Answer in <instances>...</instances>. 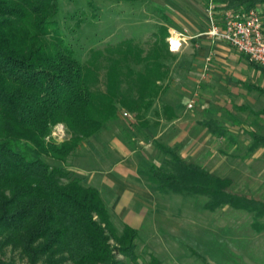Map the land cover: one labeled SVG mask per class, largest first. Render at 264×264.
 <instances>
[{
  "label": "trees",
  "instance_id": "1",
  "mask_svg": "<svg viewBox=\"0 0 264 264\" xmlns=\"http://www.w3.org/2000/svg\"><path fill=\"white\" fill-rule=\"evenodd\" d=\"M58 1L0 0V247L17 250L25 261L0 258V264H123L118 255L135 263L138 232L124 225L118 234L98 190L62 165L83 141L117 122L122 111L134 115L137 129L149 127L143 114L167 91L163 61L171 55L169 33L160 26L146 52L125 39L90 50L80 63L55 19ZM262 3L216 0L222 9ZM162 114L167 121L176 117L168 105ZM57 125L70 134L59 144L47 140ZM205 125L218 138L227 135L217 121ZM251 138V151L264 147V136ZM157 148L168 157L166 172L158 166L149 170L159 188L205 196L210 210L229 206L264 213V202L233 194L228 179L188 164L176 147ZM149 264L159 261L151 256Z\"/></svg>",
  "mask_w": 264,
  "mask_h": 264
},
{
  "label": "rangeland",
  "instance_id": "2",
  "mask_svg": "<svg viewBox=\"0 0 264 264\" xmlns=\"http://www.w3.org/2000/svg\"><path fill=\"white\" fill-rule=\"evenodd\" d=\"M210 5L214 6L211 11ZM58 7L55 19L80 63L87 60L90 50H102L125 39H133L146 52L159 27H166V44L171 53L163 61L168 68L164 81L167 91L154 100L143 117L149 124L160 126L158 120L163 116L153 112V107L159 110L169 104L178 120L139 130L131 114V118L121 117L119 130L110 128L108 132L128 145L139 139L147 145L144 150L149 149L148 163L157 164L165 172L168 166L163 163L168 157L158 151L155 142L174 145L181 153L187 149L188 162L221 178H230L234 193L264 201V149L251 154L248 151L252 133L264 136V116L258 114L264 110V96L250 91L248 85L264 88V76L224 42L208 40L209 29L220 22L223 10L216 0H59ZM256 7L264 19V3ZM172 37L179 40L177 50L171 49L168 39ZM100 79L99 88L103 89V72ZM210 118L219 121L227 135L217 138L201 127L194 128ZM69 138L65 127L57 125L47 140L59 144ZM91 141L100 145L89 138L79 147L93 145ZM44 161L53 166L50 159ZM146 180L155 190L154 207L136 240L137 261L132 263L118 255L123 264H149L151 256L159 264H264V213L229 206L210 210L205 196L175 195L158 188L149 175ZM153 212L158 214L155 219ZM112 220L119 234L123 222L116 217ZM0 258L25 263L10 247H0Z\"/></svg>",
  "mask_w": 264,
  "mask_h": 264
},
{
  "label": "crops",
  "instance_id": "3",
  "mask_svg": "<svg viewBox=\"0 0 264 264\" xmlns=\"http://www.w3.org/2000/svg\"><path fill=\"white\" fill-rule=\"evenodd\" d=\"M217 6H219L220 9L223 8V5L221 4H217ZM262 21H264V19H262ZM207 38L212 42L219 41L217 39L212 40L210 37ZM256 70L259 71L262 76H264V73H262L258 69ZM248 89L258 94L259 96H264V88H262L260 85L257 86L250 84L248 85ZM165 105L171 106L169 104ZM163 106L164 105H162V107ZM162 107L160 106L159 110H156L153 107V112H158L160 116H163ZM173 111L175 116H177L176 111L174 109ZM258 114L264 116V110H261ZM121 117L117 122L106 125L98 134L91 137L93 140L98 141L100 145H94V141H91L93 145H83L82 147H79L75 154L70 156L66 164H63L62 167H65L68 172H73L77 176H79L86 186L97 189L106 209L108 210L111 216V219H113V217H116L117 219L122 220V228L124 225H127L130 228L136 230L139 235L141 225L143 224L145 217L149 215V212L152 211V207H154L152 201L153 195H155V190H153L151 186L148 185L146 179L149 175L150 168L152 166H157V164L151 165L148 163L147 153L149 149L144 150L145 148L143 147H147V145H143L142 142H139V139L138 143H135L134 145H128L127 143L125 144L122 140L117 138V135L108 132L110 128L118 129V127L121 126ZM175 118L173 120L167 121L163 116V118L161 117L158 122L162 127L165 124L170 123L171 121L173 122L174 120H178ZM212 120L217 121L215 120V118H210L201 123H198L197 125L195 124L194 128L195 126L196 128L201 127L203 130L206 131L207 134L216 137L209 132L207 126L205 125V122ZM156 126L159 125L157 123H154L153 125L149 124V127L147 129H155ZM194 130L196 131L197 129ZM136 132L137 134H139L137 130ZM202 133L203 131L200 132V134ZM104 136L107 137L106 140L104 139ZM157 144L163 145L160 142H155L156 148ZM86 146H89V148L86 149ZM164 146L168 148L174 147V145ZM176 148L178 149V154L182 160L186 161L188 164L199 166L194 162L187 161L186 158L189 155L187 149L183 151V154L179 151L178 147ZM200 149L201 146L199 148L196 147L195 151H200ZM251 149V138V145L248 148L250 154L258 149H264V147L260 146L253 151H251ZM199 167L204 169L201 166ZM205 171H207L213 176H216L211 171ZM221 179H228L231 182L230 191L233 194H237L232 191L233 181L230 178ZM239 195L254 198L248 194ZM259 201L264 202L262 200ZM153 216V219H155L158 214L156 212H153Z\"/></svg>",
  "mask_w": 264,
  "mask_h": 264
},
{
  "label": "built area",
  "instance_id": "4",
  "mask_svg": "<svg viewBox=\"0 0 264 264\" xmlns=\"http://www.w3.org/2000/svg\"><path fill=\"white\" fill-rule=\"evenodd\" d=\"M209 8L211 11L214 6ZM208 36L224 42L252 64L264 68V21L257 7L223 9L220 23L211 25ZM188 107L191 108L192 103ZM121 116L131 118L126 111H122Z\"/></svg>",
  "mask_w": 264,
  "mask_h": 264
},
{
  "label": "bare ground",
  "instance_id": "5",
  "mask_svg": "<svg viewBox=\"0 0 264 264\" xmlns=\"http://www.w3.org/2000/svg\"><path fill=\"white\" fill-rule=\"evenodd\" d=\"M171 44V49L176 50L179 47V40L178 38H170L168 39Z\"/></svg>",
  "mask_w": 264,
  "mask_h": 264
}]
</instances>
